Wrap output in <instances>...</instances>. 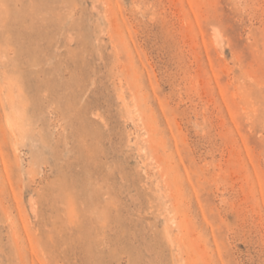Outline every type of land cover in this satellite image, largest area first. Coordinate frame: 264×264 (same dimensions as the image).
<instances>
[{"label":"rangeland","instance_id":"1","mask_svg":"<svg viewBox=\"0 0 264 264\" xmlns=\"http://www.w3.org/2000/svg\"><path fill=\"white\" fill-rule=\"evenodd\" d=\"M0 264H264V0H0Z\"/></svg>","mask_w":264,"mask_h":264}]
</instances>
